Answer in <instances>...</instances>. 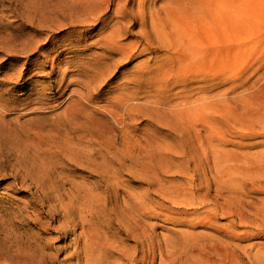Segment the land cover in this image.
<instances>
[{
  "label": "rangeland",
  "instance_id": "1",
  "mask_svg": "<svg viewBox=\"0 0 264 264\" xmlns=\"http://www.w3.org/2000/svg\"><path fill=\"white\" fill-rule=\"evenodd\" d=\"M175 2L0 0V264H264V0L169 69Z\"/></svg>",
  "mask_w": 264,
  "mask_h": 264
},
{
  "label": "bare ground",
  "instance_id": "2",
  "mask_svg": "<svg viewBox=\"0 0 264 264\" xmlns=\"http://www.w3.org/2000/svg\"><path fill=\"white\" fill-rule=\"evenodd\" d=\"M238 1L239 0H179L178 4H176L175 2L174 4L167 5L161 11H155L154 14L151 13L150 32L145 34L146 41L150 39L151 35H154V38L156 37V40L163 48L176 54V56L167 57L165 59V62L163 63V65H165L169 69H172L174 67V61H176L179 65L185 61H189L190 65H194V63L196 62H201L206 66L209 56L212 53V50L209 48L208 43L212 41L213 37L217 36V34L221 36L223 35L225 19L227 17V9L235 6ZM120 9L121 7L119 8V10ZM162 11H164L163 15L161 14ZM117 13H120V15L123 16L126 15V13ZM138 13L139 16H142L141 13H143V11L141 9H138ZM141 20V26H144L143 17L141 18ZM198 21L206 27V30H201L199 32L196 31L195 28ZM143 29L144 27L142 28V30ZM145 30L146 28L143 30V32ZM117 38V35H113L110 37L109 41L114 44ZM120 47L122 48L123 54H126L127 52L129 53L128 46L126 47L125 45H120ZM108 52H110L109 54H111L110 50H108ZM187 63L188 62H186L185 64ZM207 72H204V74L206 75ZM207 98L205 97L202 100L207 101ZM92 206H87V203L85 201V203L81 207V213L86 209L89 212ZM220 209L223 210L224 208L221 207ZM255 210H257L255 212L259 211L258 209ZM260 214H262V212H258L257 215L264 217V213L262 215ZM94 216L95 213L93 210L91 211V215L89 216V218ZM82 232L84 243L82 252L85 253L84 258L86 262L88 264H92V262L94 263L95 260L97 261L96 254L102 247V242L100 241L99 235L97 238L94 224L90 225L88 232H86L83 227ZM231 233L234 234L235 231H232ZM139 239L141 244L145 243L144 235L140 236ZM149 239L150 238H148V240ZM198 256H200V254ZM210 257H213L216 260H212ZM233 257H235V254L233 255L231 251L220 249L211 252L207 251L204 254V260L212 261L211 263H214L215 261L218 264H232Z\"/></svg>",
  "mask_w": 264,
  "mask_h": 264
}]
</instances>
